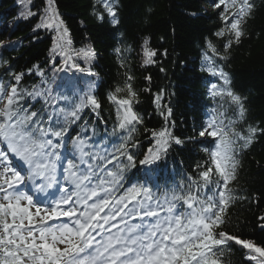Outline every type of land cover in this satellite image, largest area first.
<instances>
[{
    "label": "snow or ice",
    "instance_id": "obj_1",
    "mask_svg": "<svg viewBox=\"0 0 264 264\" xmlns=\"http://www.w3.org/2000/svg\"><path fill=\"white\" fill-rule=\"evenodd\" d=\"M54 3L48 0L36 27L57 32L60 43L54 41L52 51L59 49L64 66L71 64L83 71L73 56L83 52L91 60L95 53L66 47L71 41H65L67 28ZM214 7L219 9L221 26L213 35L223 40V52L206 39L202 70L219 81L210 84L209 95L222 101L219 107H232L234 115L229 118L227 111L217 114L213 110L199 132L201 137L212 138V147L204 149L209 159L195 166L196 175L179 184V191L166 192L163 199L146 184H133L116 195L125 173L136 168L129 144L135 126L143 122L134 110L139 93L130 74L125 75L123 87L117 86L108 96L116 105L118 128L128 135L112 153L100 156L91 150L89 139L78 134L65 154L69 122L81 119L86 108L99 109L96 96L86 94L66 112L56 106L58 98L49 88L29 91L21 87L25 72H15L8 61L0 60L7 77H0V264H225L222 254L233 245L246 251L250 264H264V244L222 230L235 199L230 183L237 179L238 156L257 134H264V128L252 125L246 132L236 130V121L246 114L245 101L231 89L229 74L219 63L245 37L255 4L254 0H214ZM95 14L101 21L107 17L113 26L120 22L117 0H97ZM21 15L28 19L38 13L29 5ZM147 45L145 39L143 64H154L157 52ZM124 51L115 48L121 67L125 66ZM145 79L150 82L151 76ZM29 98H43L44 105L34 110ZM162 99L163 91L154 103L167 124L172 109L161 107ZM151 136L155 144L138 161L141 166L156 164L173 143H184L167 126L152 131ZM209 185L216 188L212 195L204 191ZM61 217L69 222L49 223Z\"/></svg>",
    "mask_w": 264,
    "mask_h": 264
},
{
    "label": "trees",
    "instance_id": "obj_2",
    "mask_svg": "<svg viewBox=\"0 0 264 264\" xmlns=\"http://www.w3.org/2000/svg\"><path fill=\"white\" fill-rule=\"evenodd\" d=\"M117 3L120 22L113 26L107 17L103 21L97 19V0H55L53 7L67 28L65 41H71L66 47L73 52L95 53L91 60L85 59L83 52L73 56V62L83 69L80 71L71 64L64 66L59 49L52 51L54 41L60 43L58 33L36 27L48 0H0V45L6 46H0V60L8 61L15 72H25L21 87L29 91L33 87L49 88L51 95L58 98L56 106L66 112L86 94L96 96L99 109L93 112L86 108L81 119L69 122L65 154L71 151L72 138L78 134L88 138L94 146L91 150L100 156L112 153L128 135L118 128L116 105L108 96L117 86L123 87L125 75L130 74L139 93L134 110L143 122L135 126L129 144V151L137 160L136 168L125 173L116 195L133 184H146L163 199L166 192L179 191V184L196 175L195 166L209 159L204 149L212 147V138L201 137L199 132L213 110L217 114L227 111L229 118L234 115L232 107L227 104L219 107L222 101L209 95L210 84L219 81L202 70L206 39L223 52V40L213 35L221 26L219 9L214 7V0H117ZM254 4L245 37L229 50L227 60L219 61L229 74L231 89L245 101V117L235 124L241 132H246L249 125L264 128V0H254ZM29 5L38 15L24 19L21 13L26 14ZM145 39L147 47L157 52L154 64H143ZM118 46L125 50L124 67L115 52ZM147 76H151L150 82L145 79ZM0 77L7 80L3 67ZM161 91V107L167 105L172 109L167 124L154 103V97ZM28 104L38 110L44 100L29 98ZM166 126L184 143H173L154 165H139L138 161L155 144L151 132ZM238 159L237 179L230 183L235 199L227 209V222L222 230L264 244L261 228L264 220L260 219L264 216V134H257ZM109 167L115 170L112 165ZM204 191L212 195L215 185ZM246 256L245 250L233 245L224 250L222 259L225 264H250Z\"/></svg>",
    "mask_w": 264,
    "mask_h": 264
},
{
    "label": "rangeland",
    "instance_id": "obj_3",
    "mask_svg": "<svg viewBox=\"0 0 264 264\" xmlns=\"http://www.w3.org/2000/svg\"><path fill=\"white\" fill-rule=\"evenodd\" d=\"M57 195H59V193H57ZM49 223H52V221H50Z\"/></svg>",
    "mask_w": 264,
    "mask_h": 264
}]
</instances>
